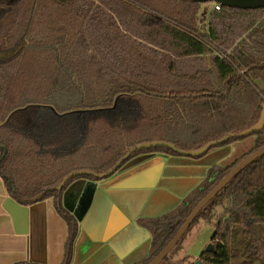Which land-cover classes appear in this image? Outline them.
Returning <instances> with one entry per match:
<instances>
[{"label":"trees","instance_id":"1","mask_svg":"<svg viewBox=\"0 0 264 264\" xmlns=\"http://www.w3.org/2000/svg\"><path fill=\"white\" fill-rule=\"evenodd\" d=\"M199 8L191 0H0V177L19 204L54 198L68 224L62 264L71 262L78 231L62 206V190L78 177L107 178L126 160L104 177L77 175L60 191H48L65 175L104 172L138 143L198 148L259 119L264 7H212L206 31L197 28ZM250 135L248 154L264 144V127ZM140 152L178 154L153 147L128 158ZM246 155L213 165L178 207L143 220L152 233L149 254L133 264L154 258L205 193ZM225 199L215 217L212 206ZM198 218L214 221L213 249L198 257L203 264H235V224L247 242V258L264 264V237L256 226L264 225V154L192 224Z\"/></svg>","mask_w":264,"mask_h":264},{"label":"crops","instance_id":"2","mask_svg":"<svg viewBox=\"0 0 264 264\" xmlns=\"http://www.w3.org/2000/svg\"><path fill=\"white\" fill-rule=\"evenodd\" d=\"M233 142L195 157L140 152L107 178L73 179L61 192L62 206L78 222L70 264H133L146 258L152 233L143 220L169 213L206 179L210 167L236 158ZM8 196L0 177V264H62L68 224L54 198L26 204L27 229L19 232L3 206Z\"/></svg>","mask_w":264,"mask_h":264},{"label":"water","instance_id":"3","mask_svg":"<svg viewBox=\"0 0 264 264\" xmlns=\"http://www.w3.org/2000/svg\"><path fill=\"white\" fill-rule=\"evenodd\" d=\"M193 2H214L218 3L221 6L227 7H236V8H259L264 7V0H191ZM264 127V103L262 104V110L260 113L259 119L250 127L234 132H228L219 138L214 140H210L201 147L194 149H181L176 146L172 142L162 141V140H154L150 142L138 143L134 146L129 147L124 154L115 162V164L107 169L104 172L97 173L92 170H76L68 173L63 177V179L52 187L48 188V191H60L62 187L65 185L66 181L77 175H93L96 177H104L108 174L113 173L132 153L137 150L145 149V148H153V147H166L180 155H188V156H200L208 151L211 147L217 146L229 138L232 137H244L254 132L260 131ZM264 154V144L253 150L251 153L247 154L243 157L239 162H237L234 166H232L229 171L221 177L217 183L205 193V195L199 200V202L192 208L190 213L184 218L183 222L172 236V238L166 243V245L162 248V250L149 262L146 264H159L164 260V258L168 255V253L172 250V248L177 244V242L184 235L186 230L192 224V221L196 218L198 213L202 210V208L213 198L215 195L234 177H236L247 165L252 163L255 159L261 157ZM93 187L89 189L92 191ZM4 208L11 214L15 230L19 232H26L27 222H28V206L19 204L12 197L8 196L5 198L3 203ZM213 249L212 243H210L205 250L209 251ZM195 264H203L200 259L195 261Z\"/></svg>","mask_w":264,"mask_h":264},{"label":"rangeland","instance_id":"4","mask_svg":"<svg viewBox=\"0 0 264 264\" xmlns=\"http://www.w3.org/2000/svg\"><path fill=\"white\" fill-rule=\"evenodd\" d=\"M213 7V2H204L200 3V8L198 10V22L197 28L201 31H206L208 27V16L209 11ZM258 83L262 86L261 82ZM253 135L246 136L244 139L236 140L233 142L234 152L236 158L231 159L229 162L232 163L235 160L240 159L244 154H248L249 150L253 147L254 141ZM227 200H223L221 206H212V211L215 212V217L221 215L226 205ZM262 236L264 237V225H256ZM214 231V221H207L202 218L190 225L186 230L181 239L177 244L172 248L168 253V256L165 260L159 264H191L195 263L198 259L199 254L206 249V247L213 243L211 240L212 233ZM232 244H234V255L233 259L235 264H259L260 259L256 256L253 258L250 255V258H247L249 252L246 245V241L242 235V228L238 224L233 226L232 231ZM203 263V262H202Z\"/></svg>","mask_w":264,"mask_h":264},{"label":"built area","instance_id":"5","mask_svg":"<svg viewBox=\"0 0 264 264\" xmlns=\"http://www.w3.org/2000/svg\"><path fill=\"white\" fill-rule=\"evenodd\" d=\"M220 4L218 3H213V8L216 9V10H219L220 9Z\"/></svg>","mask_w":264,"mask_h":264},{"label":"flooded vegetation","instance_id":"6","mask_svg":"<svg viewBox=\"0 0 264 264\" xmlns=\"http://www.w3.org/2000/svg\"><path fill=\"white\" fill-rule=\"evenodd\" d=\"M214 3V2H213Z\"/></svg>","mask_w":264,"mask_h":264}]
</instances>
